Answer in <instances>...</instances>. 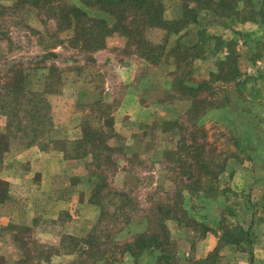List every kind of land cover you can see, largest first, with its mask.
I'll list each match as a JSON object with an SVG mask.
<instances>
[{
    "label": "rangeland",
    "instance_id": "374dc122",
    "mask_svg": "<svg viewBox=\"0 0 264 264\" xmlns=\"http://www.w3.org/2000/svg\"><path fill=\"white\" fill-rule=\"evenodd\" d=\"M196 1L199 3L195 6L183 0L180 10L173 3L168 14L179 10L183 20L193 19L195 15L200 16L204 7L214 16L226 19L216 25L208 21L212 18L203 16L190 37L178 40L152 29L157 26L140 24L143 17L135 25L130 23L139 15L129 11V6L126 21L116 19L115 15L108 19L117 25V30L108 34L105 42H97L92 37L85 39L79 34V24L72 23L73 20L69 24L68 10L81 7L85 0L0 2V110L8 118L6 136L12 140L22 138L44 148L54 143L60 150L83 156L88 146H92L86 139L85 133L89 134L86 128L104 127L103 119L95 115L116 110L124 95L117 79L124 75L121 68L124 61L138 55L147 59L142 52H149L153 47L159 57L156 61L163 62L145 66L144 72L152 75L150 80L154 84L164 87L165 75L184 79L193 66L204 60L203 67L195 74L197 84L192 85L193 92L201 97L189 115L172 121L161 148L152 149V143L145 138L162 136V121L135 125L139 132L132 149L126 147L131 139L123 133L116 135L115 129L112 133L105 130V135L112 137L109 140L114 146L112 161L109 162L107 153L100 156V149L96 147L99 149L96 159L89 157L87 163L84 159L79 163L78 169L85 174L84 181L81 179L84 186L80 198L84 201L87 197L95 207L87 210L92 222L89 231L84 235L63 234L60 244H49L39 241L40 229L16 222L22 213L14 212L16 219L11 231L16 247H0V264H115L126 257L122 251L127 242H133L140 232L155 231L163 215L161 207L168 204L178 206L177 217L187 224L190 232L194 231L193 238L200 237L206 232V225L194 217L198 213L220 219L230 213L236 215L228 204L232 201L237 206L241 195L236 200L230 196L229 185L235 176L241 182L243 173L247 172L254 173L258 186L253 195L243 196L245 205L250 209V205L256 207L257 203L264 208V0H236L231 12H226L230 10L227 3ZM187 2L194 7L186 6ZM234 2L228 0L230 4ZM92 8L96 11L94 16L90 15L93 19L100 18L101 10L105 12L104 17H110L99 5ZM164 8L166 11L165 5ZM169 20L177 25L180 19ZM95 24L94 20L86 21L89 35L98 29ZM170 30L176 31L175 26ZM216 31L223 35L205 39ZM199 38L205 42L192 44L193 39ZM213 50L217 52L212 53ZM148 95L147 101L159 97L154 92ZM70 125L74 126L69 128ZM142 130L146 131L144 135ZM78 134L84 135L74 138ZM137 139L142 141L139 146ZM176 145L177 149H173ZM207 158L215 164L211 163V171L203 170L200 165ZM4 184L1 183L0 190ZM241 185L244 187V183ZM200 186L211 195L204 203L194 193L184 194L185 189L190 191ZM178 189L184 190L180 193ZM15 195H12L14 199L21 196ZM183 205L190 208V214ZM76 209L64 208L62 220L79 214ZM240 213L242 220L247 218L245 210ZM172 221L176 220H168L167 224ZM225 225L232 230L236 228L226 240L239 239V247L251 248L248 239L252 235L246 229L241 231V223L228 221ZM171 231V248L175 254L162 264H213L209 258L191 262L180 259L176 234L179 229L174 223ZM2 237L5 236L0 232ZM229 249L221 250L224 256ZM157 255V251L146 252L139 262L157 264ZM230 260L232 257L222 261L228 264Z\"/></svg>",
    "mask_w": 264,
    "mask_h": 264
},
{
    "label": "crops",
    "instance_id": "0c3cea01",
    "mask_svg": "<svg viewBox=\"0 0 264 264\" xmlns=\"http://www.w3.org/2000/svg\"><path fill=\"white\" fill-rule=\"evenodd\" d=\"M187 1L191 2V0ZM218 1L211 0L212 3ZM0 2L7 3L10 0H0ZM161 2L166 7V18L183 21V14L179 12V5L181 3L183 5V0H161ZM188 2L185 3L186 6L189 4ZM173 3L177 7L179 6V10L169 15L168 10L172 7ZM191 3H194L196 6L199 2L194 0ZM194 4H190L189 6L194 7ZM82 7L89 15L94 16L96 14V11L93 12L92 7L83 3ZM203 16L212 18V20L209 19L208 21L214 22L216 25L221 20L226 19L224 16H214L203 7L200 16L196 17V20L195 16L191 20L184 19V21L189 20L190 22L179 31H171L163 27H154L152 29L174 36L178 40L184 39L186 36L188 38L192 35L194 26L199 23L198 20ZM249 25L246 24V27H252L251 24ZM232 26L240 28V26L236 27L233 23ZM200 35L204 36V33L200 32ZM222 35L223 33L218 31L216 33L211 32L205 39H218ZM205 39H193L192 44H203ZM216 52L212 51V53ZM203 56L204 54L202 53V59ZM201 61V64L195 67H192L188 63L192 69L184 75V79L180 78L176 80L175 77L167 78L165 75L163 77L164 87L154 84V81L150 80L152 75L144 72L145 66H156L163 61L152 62L139 55L131 61H124L121 67L124 75L117 78L124 95L122 97L119 96L121 100L118 102L116 110L107 114L101 113L100 115H95L98 119H103L104 127L102 126L100 129L95 130L86 128V131H89V134L85 133L86 139L92 142V146H88L83 156L72 155L70 152L67 153L65 150H60L54 143L49 148H44L39 143L24 142V140H21L22 138L12 140L6 136L9 132L8 118L0 110V187L1 183H5L4 189L0 190V232H3L5 236L0 238V247H16V238L11 231L12 223L15 221L14 217L16 219L14 212L22 213L16 222L27 224L38 230L40 229V236L42 237L39 238V241L42 242L55 245L60 244L59 238L63 234H86L92 224L87 210L91 208L95 209V207L92 206L89 202L90 199H87V197L84 201L80 198L82 195L80 191L84 186V182H81V179H83L85 174L78 169L79 163L83 162L82 159L87 163V158L89 157L91 160L96 159L99 149L100 156H106L107 153L109 162L112 161L114 146L112 145L113 143H109L112 137L111 135L107 137L104 133L105 130L112 133L115 129L116 135L119 132L123 133L127 139H131V142L126 147L132 149L135 148L136 132H139L138 129H135V125L147 126L157 121H162L164 126L162 130L163 135L159 138L157 136H146L145 138L152 143V149L157 150L161 148L163 138L169 135V126L172 121L178 116L189 115L201 97L199 93L196 94L192 89V85L197 84V75H195L198 73L197 69L204 65V60ZM111 87L113 88L114 86L112 85ZM165 89H168V92L166 91L163 94ZM153 92L159 97L147 101L146 99L150 96L148 94ZM113 93L115 92L113 91ZM72 126L74 125H70L69 128H72ZM145 132V130H142L143 135ZM83 135L78 134L74 138H81ZM141 143L142 141L137 139L138 146ZM96 147H99V149H96ZM169 149H172V147H169ZM173 149H177V145ZM127 159L131 161V158ZM241 179L242 181L238 182L235 176L229 185L230 196H234L236 200L238 195H241L237 206H233L232 201L228 204L229 208H232L236 215L230 213L220 219L218 217H208L201 213L196 214L197 216L194 218L206 225V232L200 237L193 238L192 233L194 231L190 232L187 224L181 220L174 219L176 221L169 222L170 225L168 227L171 233L173 223L179 229V233L176 234L179 235L177 255L180 259H186L191 262L209 258L213 261V264H224L226 262L222 260L226 258L231 259L232 257L231 262L228 264H264V208L260 207V205L258 206L256 203V207L250 205V209H248V206L245 205L246 200L243 198L245 195H253L258 186L254 181L258 180L256 177L254 179V173L250 172L243 173ZM242 183H244V187H242ZM190 191L185 189L184 194L188 196L187 194L194 193V191ZM14 193L16 195L21 194L19 199L13 198L12 195H15ZM195 194L203 200V203L211 196L207 189L195 191ZM70 206L75 209L78 207L79 214L74 213L72 217L67 218L68 220H62L63 209H69ZM184 207L190 214V208ZM70 210L74 212L72 209ZM243 210H245V215H247V218L244 220L239 217L240 212ZM228 221L236 224L241 223L242 227H244L243 229H246L252 235V239H248L251 243V248L245 249L239 247V239L226 240V233L231 228L225 225ZM225 247L230 248L227 256H224L226 254L221 252ZM125 256L115 264H140V260L137 261L128 254ZM8 258H12V255L8 254ZM195 264L202 263L195 262Z\"/></svg>",
    "mask_w": 264,
    "mask_h": 264
},
{
    "label": "trees",
    "instance_id": "16d2710c",
    "mask_svg": "<svg viewBox=\"0 0 264 264\" xmlns=\"http://www.w3.org/2000/svg\"><path fill=\"white\" fill-rule=\"evenodd\" d=\"M208 3H211V1H209ZM218 3L220 5H223L225 3H227V5L229 4L230 10L226 12H231L236 7L237 1L235 0L233 4H230L228 3V0H219ZM85 4L90 7L99 5L101 9H104L107 12L106 15L108 14L110 17L108 16L107 18L104 17L105 12L97 8L98 10H101L100 11L101 14H100V18H98V20L97 19L95 20L93 19L94 17H91L89 13L82 6L81 7L75 6L72 9L68 10V12L66 13V14H71V16L68 17L69 24L73 20L72 23L75 22L76 24H79L78 30L81 29L79 34L84 36L85 39H89V37L95 38L94 40H96L97 42L100 41L105 42L106 41L105 39H107V37L109 36L108 34H111L113 31L117 30V25L110 23V21L108 20L111 18V15H115L116 19L118 18L120 21H126L128 18L126 11L130 7L131 10L129 11H133L137 16L139 15L138 18H134L130 21V23L134 25L136 22H138L139 18L143 17V20L140 22V24L163 27L166 29L167 28L173 29L175 26V30L179 31L182 28H184L187 24H189L190 22L189 20H191V19H189L188 21L178 20L176 21V23L178 24L173 25L172 24L173 22H171L169 19H167L164 16L165 8L164 5H162L161 0H85ZM90 20L96 21L95 26L98 27V29L93 31L91 35L88 34L89 32L85 27L86 21H90ZM195 20H196V15H195ZM119 26L121 28L125 27L124 25H118V27ZM142 54L148 57L147 59H151L153 62H155L156 59L157 60L159 59V57L155 55V50L153 47L149 52H142ZM159 56H161V54H159ZM97 156L98 153L96 154V158ZM211 163H213L212 165H215L214 161L209 160L208 158L200 161L201 168L203 170L207 169L208 171H211L210 170ZM189 188L191 187L189 186ZM202 189L204 190L206 188H203L202 186L196 187L195 189L192 188L194 193L195 191ZM178 190H180L179 192L181 193L183 192L184 189L183 190L178 189ZM176 208H174L172 204L162 206L161 212H163V215L159 217L155 231L150 233L144 231L138 233L135 239L133 240V242L129 241L126 243L125 248L122 251V256L128 254L129 256H132L137 261H139L142 255H144L146 252L157 251L159 253V255H157V260H156L157 264H162L164 262L163 260L170 259L171 254L172 255L175 254V252L172 253L175 249L171 248V235H170L171 232L167 222L170 219L180 220L179 217H177V215L175 214ZM184 210L185 212H188V210L187 211L186 209ZM237 229H240L239 226L237 227ZM241 229H240L241 231H244L242 227ZM235 230L228 229L226 236L227 235L232 236Z\"/></svg>",
    "mask_w": 264,
    "mask_h": 264
}]
</instances>
